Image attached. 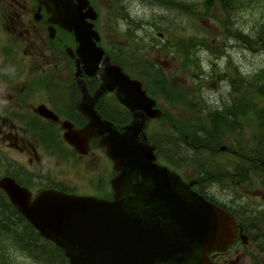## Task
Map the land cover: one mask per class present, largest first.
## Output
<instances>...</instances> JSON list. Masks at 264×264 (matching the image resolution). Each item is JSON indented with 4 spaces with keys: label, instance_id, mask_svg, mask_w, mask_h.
Listing matches in <instances>:
<instances>
[{
    "label": "water",
    "instance_id": "1",
    "mask_svg": "<svg viewBox=\"0 0 264 264\" xmlns=\"http://www.w3.org/2000/svg\"><path fill=\"white\" fill-rule=\"evenodd\" d=\"M46 5L52 23L74 31L81 50L92 51V38L99 39L87 23L96 19L93 10L83 13L88 1L47 0ZM106 71L103 91L118 87L120 100L134 112L128 127L103 128L108 134L103 143L121 172L114 181L115 202L56 194L27 207L20 203V210L65 249L71 264H208L206 253L218 246L215 239L231 220L155 163V147L144 134L154 117L146 115L151 100L120 68Z\"/></svg>",
    "mask_w": 264,
    "mask_h": 264
},
{
    "label": "flooded vegetation",
    "instance_id": "2",
    "mask_svg": "<svg viewBox=\"0 0 264 264\" xmlns=\"http://www.w3.org/2000/svg\"><path fill=\"white\" fill-rule=\"evenodd\" d=\"M49 18L39 0H0V147L13 150L9 155L12 159L5 158V173L1 175L15 179L33 198L44 190L85 196L89 195V167L100 160L101 152L96 153L101 149L100 138L71 145L66 135L90 123L85 113L90 108L95 107L103 118L119 124L130 121L132 112L119 103L115 93L93 100L101 85L96 75L102 70L88 76L81 64L77 78L79 56L61 58L58 51L54 52ZM54 28L57 35L62 34L57 26ZM58 40L61 51L70 46L77 51L78 46L74 47L66 35ZM12 72L14 76H10ZM82 78L89 96L80 87ZM103 190L107 189L101 182L91 188L95 194ZM213 193L209 186V199L219 203L211 197ZM221 207L244 222L237 220L234 243L209 254L212 264H264V231L247 225L250 212L236 214L247 208ZM252 209L260 210L256 216L264 218V206Z\"/></svg>",
    "mask_w": 264,
    "mask_h": 264
},
{
    "label": "rangeland",
    "instance_id": "3",
    "mask_svg": "<svg viewBox=\"0 0 264 264\" xmlns=\"http://www.w3.org/2000/svg\"><path fill=\"white\" fill-rule=\"evenodd\" d=\"M107 2L108 0H100L98 2L99 8L102 9V28H104L105 31H108L113 34L114 28H126V22L122 20H118L117 22L111 20L112 22H110L108 18L109 12L106 8ZM121 4L123 5V7L126 8V11L133 19V22H144L145 30L142 32V36L144 37L146 43L152 44V59L155 60L159 65L163 66L166 70H168L169 73L174 72L177 68V65L176 62L172 59V57L170 58V60H168L165 57L161 56L158 51L153 54V52L155 50H158L160 47L159 43L155 44L153 40L155 36H159V33L155 30L154 25H164L165 27H168L171 32L167 34V40L172 39L174 44L176 43V40L179 37H181V39L185 43L199 40L200 38L204 40H209L211 44L210 50H205L204 48H201L198 44L195 46V52L197 53L196 55L201 57L200 59L203 62V71L207 75V77L213 75V64L218 65L217 69L214 68L215 73L217 74L215 75L214 79H216L218 75H222L221 73H225L227 67H230L231 70H235L236 67L242 74L247 73V75H251L264 66V53L248 51L243 48L240 43L238 44V42L235 40L226 42L221 25L218 20L214 17L212 19H196L193 17V15L192 18L181 15L178 16V14H175L173 11L164 9L159 4L150 2L142 3L138 0H121ZM260 6L261 4L259 5L258 0H254L253 3H249L247 6L245 4L244 7L240 10L238 16L243 17L241 19V27L243 29L246 28L247 31H251L254 28L255 19L252 18V14L258 12L260 10ZM195 11L204 12V9L202 6H199L195 8ZM161 39L164 40L165 38L163 37ZM219 43H223L226 46L222 48ZM220 50L222 51L220 52ZM223 50L231 53V56L229 58H221ZM231 70L228 69L229 72L233 73L234 71ZM180 76L182 82L189 84V81L186 80L187 78L183 74H180ZM178 80L181 81L180 79ZM222 80L224 82L221 83L209 78V80L207 79L204 83V89L201 92V95L206 99L208 104L214 105L217 102L220 105L221 99L226 100L225 98L231 95L228 81H225L224 79ZM176 115L179 116L178 113H176ZM237 126L239 127L240 124H238ZM245 132L248 134L247 131ZM226 144H232V146H235V144L231 140H229ZM238 151L240 154L251 155L249 152H243L239 149ZM184 153L186 152L184 151ZM174 154L177 157L179 155L183 156L180 150L178 152H175ZM223 155L225 157H219L221 158V162L218 159L214 160L213 156H209V166H211V161L214 162L215 166L213 168V171L220 175V178L218 180L210 181L209 183L212 184L215 190H219L221 192L220 197L224 201H228L229 203L230 201H232L230 203V205L232 206H242L248 204L254 206H263L264 204L261 203L262 200L253 195L255 190H264V180L262 179L259 181L255 180L254 184H251V187L253 188H251V193L249 196L238 200H236L235 198L233 199L231 197L232 194L229 192V189L233 193H235V189L232 188L235 186L227 185L223 183V181L227 179L230 173H241L243 170H246L248 167L251 166V162L244 159L241 155H239L238 157L231 156V158H228L225 154ZM222 162H224L225 165H227L228 167L221 166L219 163ZM198 168L199 165L195 163L192 165L191 169L186 170V173H197ZM205 175H209L208 168H205ZM248 184L250 183L248 182ZM248 199H250L251 202H248ZM18 262L19 264H31L26 259L23 260L22 257L19 258Z\"/></svg>",
    "mask_w": 264,
    "mask_h": 264
},
{
    "label": "trees",
    "instance_id": "4",
    "mask_svg": "<svg viewBox=\"0 0 264 264\" xmlns=\"http://www.w3.org/2000/svg\"><path fill=\"white\" fill-rule=\"evenodd\" d=\"M157 1H162L164 4L173 7L177 5L182 13L188 14H195L194 9L199 3V0H179V3L175 0ZM253 2L254 0H202V3L207 10V15H210L212 12L222 14L223 21L221 22V26L226 32L225 38H234L240 42L242 46L252 52L260 51L261 53H264V0H258L259 5L261 4L260 11H262V21L258 23L257 29H253L254 32L252 34H247L245 31L241 30L238 25L235 28V24L232 22L233 18L236 17L245 4L247 6L249 3L251 4ZM168 44L170 46L173 45L172 42H169ZM197 44L202 47H207V42L205 40L199 42L198 40H195L185 43L182 39H179L174 45V47H177H175L178 49L177 54L181 56L182 64H184V68L186 69L189 64L192 66L198 64V61L195 58V46ZM237 83L238 82L233 83V93L236 95L241 94V97L237 101L236 107L238 109L241 108L244 111L260 112L258 114L245 113V119H248L250 118V115H253L256 119L261 120V122L256 123V125L264 128V107H262V104L260 105V103L264 102V69L259 70L253 77L241 78L239 83ZM182 93L184 94V92ZM192 104L197 112L193 113L191 122L184 125L180 133L182 139L181 148L183 150H181V152L184 157L191 156L194 160L198 159V161H203L207 154L206 151L211 146L210 144H213L218 140L217 135H219V133L210 132L207 128L209 123V112H203L204 108L200 106L197 99L194 98ZM241 105H243V107H241ZM241 114H243V112L232 118H228L225 115H216L212 121L214 124L218 123L221 128L223 125L237 128V125L240 124ZM167 147L168 144L164 148L166 149ZM164 148L159 146V151H164L166 153L167 151H165ZM184 151L186 153H184ZM198 165L200 169L203 168L204 172V167H209L207 163ZM202 179L207 182L208 177ZM2 207H4V204H1L0 206V264H16L11 257V249L13 246L22 250L24 254L43 259V262L44 260H47L49 263H54V257L59 255V252L56 250H50L40 244L35 231L28 225L24 226L22 223L8 220L9 218H14V214L1 210ZM10 243H12L13 246Z\"/></svg>",
    "mask_w": 264,
    "mask_h": 264
},
{
    "label": "bare ground",
    "instance_id": "5",
    "mask_svg": "<svg viewBox=\"0 0 264 264\" xmlns=\"http://www.w3.org/2000/svg\"><path fill=\"white\" fill-rule=\"evenodd\" d=\"M240 43V42H239ZM242 46V45H241ZM243 48H245L244 46H243ZM246 50H248V51H250L249 49H247V48H245ZM230 91H231V89H230ZM230 94H231V92H230ZM221 116H223L222 114H220ZM217 127H219V124L218 123H216L215 124ZM188 148V147H187ZM189 149V148H188ZM41 262H43V261H41Z\"/></svg>",
    "mask_w": 264,
    "mask_h": 264
},
{
    "label": "clouds",
    "instance_id": "6",
    "mask_svg": "<svg viewBox=\"0 0 264 264\" xmlns=\"http://www.w3.org/2000/svg\"><path fill=\"white\" fill-rule=\"evenodd\" d=\"M207 67V66H206Z\"/></svg>",
    "mask_w": 264,
    "mask_h": 264
}]
</instances>
